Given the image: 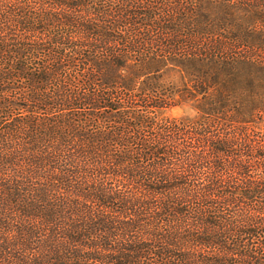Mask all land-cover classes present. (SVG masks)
<instances>
[{
  "label": "trees",
  "instance_id": "16d2710c",
  "mask_svg": "<svg viewBox=\"0 0 264 264\" xmlns=\"http://www.w3.org/2000/svg\"><path fill=\"white\" fill-rule=\"evenodd\" d=\"M0 264H264V0H0Z\"/></svg>",
  "mask_w": 264,
  "mask_h": 264
},
{
  "label": "rangeland",
  "instance_id": "374dc122",
  "mask_svg": "<svg viewBox=\"0 0 264 264\" xmlns=\"http://www.w3.org/2000/svg\"><path fill=\"white\" fill-rule=\"evenodd\" d=\"M178 111H179L178 108H174V109L172 110L173 113H177Z\"/></svg>",
  "mask_w": 264,
  "mask_h": 264
}]
</instances>
